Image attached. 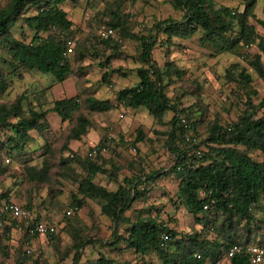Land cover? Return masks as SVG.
Segmentation results:
<instances>
[{
  "label": "trees",
  "instance_id": "1",
  "mask_svg": "<svg viewBox=\"0 0 264 264\" xmlns=\"http://www.w3.org/2000/svg\"><path fill=\"white\" fill-rule=\"evenodd\" d=\"M64 1L7 0L0 6V93L7 87L4 74L20 78L22 72L34 71L49 75L55 83L62 82L71 74L65 52L66 41L72 40L69 34L72 23L61 9ZM237 1L241 9L215 6V0H168L173 10L181 13L180 18L166 17L153 21L148 33L139 35L123 30L124 16L115 9L103 26L118 28L137 41L139 48L135 61L139 66L134 70L136 83L117 90L113 100L97 99L83 91L78 95L53 99L47 105L48 101L40 90L31 93L36 107L27 102L24 108L22 103L26 98L22 94L9 101H0V132H8L5 139H0V151L6 154L4 157L0 154V175L8 172L2 160L9 159L13 151L21 152L31 141L29 131L39 135L48 130L46 114L52 112L61 123H66V127L58 148L48 143L41 146L39 156H45V159L38 167L27 165L21 169L27 198L31 197L34 188L41 186L47 198L52 200L59 192L52 185H60L58 178L69 180L76 187L70 194L68 208L78 210L86 200L96 203L100 214L112 223L109 243L112 247L121 241L125 249L132 250L140 258L153 253L159 264H214L225 257L232 244H238L241 250L228 257L225 264H247L245 247L250 244L264 247V220H256L250 213L264 199V161L251 157L252 153L264 156V95L257 104L251 103L247 97L240 115L230 123L220 125L213 122L208 127L207 138L199 142L205 143L202 151L199 143H194L190 136V130L196 124L191 110L180 107L177 101L171 102L165 92L172 78L180 77L183 72L170 62L160 67L152 59V50L160 44L159 36L172 45V38H185L199 31L200 43L217 46L221 52H232L238 46H254L256 52L248 55L245 61L256 76L264 80V65L260 58L261 54L264 55V37H257L249 23L251 19L263 25L252 12L256 0ZM29 7L35 11L25 15ZM261 12L264 15V3ZM18 19L22 20L24 30L31 33L27 41L23 37L24 30H20L19 38L12 36L11 27ZM109 42L101 41L103 44ZM82 47L84 43L82 46L76 43L74 47L72 41L71 52L77 63L84 58ZM107 63L108 59L101 66ZM112 72L105 69L100 82L108 83ZM224 77L242 89L250 83L249 74L237 63L225 69ZM121 101L126 108L143 107L157 124H162L167 112L171 113L166 121L170 130L165 144L173 155V163L163 174L171 173L177 178L171 205L183 208L197 229L192 227L189 232L180 233L158 222L153 215H137L133 221L125 215L133 202L146 198L147 188L153 184L159 171L124 175L119 180L109 172L108 177L116 181V188L109 190L94 181L97 173L105 174L106 171L103 153L97 152L92 157H79L75 153L70 157L62 155L64 150H73L70 141H79L88 133L90 121L87 113L107 112ZM44 105L47 107L42 109ZM181 118L186 126L181 124ZM134 135L133 143L144 137L139 129L134 130ZM99 145L106 146L103 141ZM2 157L4 159L1 160ZM73 170L76 174L72 178ZM114 171L117 168L113 167ZM9 201L6 193H0V208ZM25 204L24 209L31 207L29 202ZM151 209L148 208L149 211ZM0 217L6 216L0 211ZM122 225H125L123 229ZM4 231H8L7 226ZM162 234L167 237L165 248L159 246ZM69 236L72 245L66 250V256L71 255L70 264H111L104 255H99L93 263L80 262L84 248L93 244V239L80 235L78 230ZM47 237L52 239L53 234Z\"/></svg>",
  "mask_w": 264,
  "mask_h": 264
},
{
  "label": "rangeland",
  "instance_id": "2",
  "mask_svg": "<svg viewBox=\"0 0 264 264\" xmlns=\"http://www.w3.org/2000/svg\"><path fill=\"white\" fill-rule=\"evenodd\" d=\"M6 1L0 0V6ZM263 3L264 0H256L252 11L255 19L262 21L263 25L257 23L256 20H249L257 37H264V15L261 12ZM218 5L222 4L215 0V6ZM228 5L230 8H242L239 2L238 4L232 2ZM61 9L66 11L68 18L78 25L74 32L75 37L71 39L74 47L76 43L80 46L84 43L83 60L77 63L73 51L68 54L71 74L58 83L52 89L51 94L45 91L50 90L49 87L43 88L52 81L49 76L39 75L33 71L22 72L20 78L13 74H4L7 87L0 93V101H9L22 94L26 98L22 103L24 108L27 102L36 107L31 93L40 90L48 101L47 105L53 99L78 95L83 91L92 95L93 90L99 92L98 96L97 94L95 96L99 98L107 96L113 100L117 90L135 84L134 70L139 66L135 61V56L139 46L136 40L121 33L117 28L115 29L116 39H109L108 44L97 42V46L92 47L97 30L109 21L115 9H119L124 16L123 30L135 35L147 34L153 21L166 17L178 20L181 16L179 11L170 7L168 0H66L62 3ZM11 32L15 38L20 37L19 29L11 30ZM29 36L30 34L24 32L25 41ZM199 36V31H196L185 38H172V43H174L172 45L165 43L164 37L159 36L160 44L152 50V59L158 66L162 67L164 63L170 62L173 67L183 72L180 77H173L172 74V83L166 87L165 92L171 102L177 101L180 107H188L195 117V127L190 130L194 143L207 138L208 127L213 122L224 125L240 115L243 102L247 97L251 103L257 104L264 95V80H260L245 61L248 55L256 52L254 46L250 48L238 46L232 52H221L217 46L200 43ZM260 58L264 65V55L261 54ZM106 59H108L107 65L101 66ZM233 63L243 67L249 74L250 83L247 88L242 89L224 77L225 69ZM105 69L113 71L108 78V83L100 82V76ZM97 88L100 91H97ZM46 107L44 105L42 109ZM112 110L107 117L87 113L90 120L88 131L91 133L81 137L78 142H74L76 147L72 151H62V155L70 157V154L75 153L82 157L88 148L99 145L100 141H103L106 146H103L104 161L102 162L107 179L109 172L119 180L124 175L136 176L159 171L153 184L147 188L146 198L133 202L125 215L132 221L137 215L141 217L153 215L158 222L180 233L189 232L192 227L197 229L198 226L193 224L191 216L183 208L171 205L178 182L177 178L171 173L163 174L173 163V155L167 151L165 144L166 134L170 130V125L166 121L171 113L167 112L162 124H157L144 110L132 114L128 108L120 105L114 106ZM119 114L123 117L119 118ZM47 119L49 121L47 132L38 135L35 131H29L31 141L24 146L21 152H11L8 156V163L2 160L6 154L0 151L3 156L2 165L8 171L4 176L0 175V193H6L11 202L20 204L22 207L29 202L31 207L25 210L38 220L46 217L50 224L55 226L56 232L52 239L47 236L45 239L39 236L31 237L30 253L22 254V244L25 239L22 231L14 227L9 217H0V264H70L71 255L66 256V250L72 245L68 229L70 233L78 230L80 235L93 239L94 243L84 248L80 262L93 263L99 255H104L111 260V264H142L141 262L159 264L153 253L140 258L132 250L125 249L121 241L115 244L117 249L108 248L111 241L112 223L100 214L96 203L86 200L79 210L73 211L70 216H65L64 211L71 201L70 194L75 191L76 187V184L69 180L58 178L60 185H52L56 191H59L52 200L47 198L45 189L41 186L34 188L31 197L27 198L21 169L27 165L38 167L42 159H45V156H39L42 151L41 146L48 143L58 148L62 132L66 127V123H61L56 114L48 112ZM135 128L139 129L145 137L137 143H133ZM7 133L1 131L0 139H5ZM198 147L204 151L206 146L205 143H199ZM251 157L264 161V156L259 153H252ZM71 165L74 166L73 163ZM113 167L117 168L114 173L112 172ZM76 171L79 172V169ZM75 174L73 170L71 177L73 178ZM105 181V177H100L95 182L104 184ZM105 186H108V183ZM112 187L114 188V184ZM148 208L152 209L149 211ZM250 213L256 220H264V199L259 201ZM5 226L8 227V231H4ZM121 227L123 229L125 225Z\"/></svg>",
  "mask_w": 264,
  "mask_h": 264
},
{
  "label": "built area",
  "instance_id": "3",
  "mask_svg": "<svg viewBox=\"0 0 264 264\" xmlns=\"http://www.w3.org/2000/svg\"><path fill=\"white\" fill-rule=\"evenodd\" d=\"M109 39H116V32L114 29L101 26L96 33L95 42H92V47L97 46V42L109 40ZM66 52L65 54H69L71 52L72 43L70 40L66 41ZM123 102L117 103V105L122 106ZM119 118L122 117L121 114L118 115ZM180 122L183 126H186L185 121L183 118L180 119ZM186 140L188 137L185 138ZM133 150V148H132ZM103 153L104 147L101 145H94L89 150L86 151L85 155L87 157H92L95 153ZM71 156V155H69ZM8 159L5 158L4 162L8 163ZM205 208V207H204ZM0 211L13 222V225L16 229L21 230L25 239H23V248L21 253L22 254H29L31 251L30 248V238L35 236H47L52 235L56 232V229L53 225L47 224L42 220H38L27 211L21 205L13 203L11 201L7 203H3L1 205ZM72 213V209H66L65 214L70 215ZM161 242L159 246L165 248V240L167 239L166 235L162 234ZM240 246L238 244H232L225 254V257L221 260L216 261L214 264H225L228 257L233 256L237 252H239ZM245 253L247 255V264H264V247L250 244L245 247Z\"/></svg>",
  "mask_w": 264,
  "mask_h": 264
},
{
  "label": "crops",
  "instance_id": "4",
  "mask_svg": "<svg viewBox=\"0 0 264 264\" xmlns=\"http://www.w3.org/2000/svg\"><path fill=\"white\" fill-rule=\"evenodd\" d=\"M65 2V1H64ZM63 2V3H64ZM218 2H220L223 6H226V7H230L228 4H231L232 2H236V4H238V1L237 0H218ZM62 5V4H61ZM239 7H240V5H239ZM32 10V11H31ZM29 11H31V13H28ZM34 8H32V7H29L28 9H27V11H26V13H25V15H31V14H33L34 13ZM66 12V11H65ZM67 14V13H66ZM68 15V14H67ZM67 18H68V16H67ZM69 19V18H68ZM70 20V19H69ZM71 21V20H70ZM18 22H21V23H18ZM71 23H72V25H71V27H70V32H69V34H71V36L72 37H75L74 36V32H76V26L78 27V25L77 24H75V23H73L72 21H71ZM21 27V28H20ZM15 29H19V30H24L25 29V27H24V25H23V22H22V20H17L15 23H14V25L11 27V30H15ZM24 32H26V33H28V34H30V36H31V33H30V31H28V30H24ZM29 36V37H30ZM71 43H72V40H71ZM105 71V70H104ZM34 72V71H33ZM39 74V73H38ZM39 75H43V76H49V75H45V74H39ZM135 77H136V75H135ZM49 78H50V76H49ZM136 81H137V78H136ZM136 81H135V83H136ZM61 83V82H60ZM58 83H55V82H53V81H51L48 85H46V87H43V88H47V87H49L50 88V90H45L46 92H47V94H51V92H52V89L57 85ZM50 85V86H49ZM134 85V84H133ZM132 85V86H133ZM102 87V86H101ZM128 87V86H127ZM130 87V86H129ZM98 88H100V86H98ZM98 88H97V91H100V90H98ZM122 88H125V87H122ZM121 88V89H122ZM120 90V89H119ZM94 92H93V94H92V96H94L95 98H97V99H110V98H108L107 96H104V98H99V97H97L98 96V93L99 92H96L95 90H93ZM58 92V91H57ZM96 92V93H95ZM55 94H56V92H55ZM95 94H97V96H95ZM128 110H130L131 112H132V114H135L136 112H138L139 110H144L145 112H146V114H147V111L143 108V107H138V108H136V109H130V108H128ZM113 110L111 109V110H109V111H107V112H104V113H95V114H100V116L101 117H107V114H110L111 112H112ZM49 113H52V112H49ZM52 114H54V113H52ZM94 114V113H93ZM47 115H48V112H47V114H46V119H47ZM104 115V116H103ZM148 115V114H147ZM152 120H154L150 115H148ZM123 117V116H122ZM58 118V117H57ZM88 118V117H87ZM89 119V118H88ZM48 120V119H47ZM90 121V120H89ZM106 121H107V119H106ZM48 123H49V121H48ZM137 128H135V130H136ZM94 132V131H93ZM88 133H91V132H89L88 131ZM87 133V134H88ZM86 134V135H87ZM89 136V135H88ZM143 139H145V137H143ZM142 139V140H143ZM142 140H140V141H142ZM74 142H78V141H73V143H72V141L70 142V148L71 149H73V148H75L76 147V145L74 144ZM137 142H139V141H137ZM137 142H135V143H137ZM100 177H102V178H104L105 177V179H106V181H105V183L104 184H102L101 182L99 183V185H102V186H105V185H107V183H108V186H105L107 189H109V190H114L115 188H116V181H113L111 178H109L108 177V179H107V177L104 175V174H100V173H97L96 174V176H95V181L96 180H98V179H100ZM114 184V188L112 187V185ZM67 209H69V208H67ZM79 210V209H78ZM66 211V210H65ZM65 211H64V213H65ZM73 211L74 210H72V213L71 214H73ZM75 211H77V210H75ZM65 215V214H64ZM66 216V215H65ZM67 216H70V215H67ZM44 219L42 220V221H44V222H46L47 224H50V222L48 221V219L46 218V217H43ZM47 219V220H46ZM51 225H53V224H51ZM54 226V225H53ZM66 226H67V224H66ZM55 227V226H54ZM68 234L70 235V229H68ZM40 238H47L46 236H39ZM41 240V239H40ZM108 248H110V249H115L116 247L115 246H111V245H109V247ZM117 249V248H116Z\"/></svg>",
  "mask_w": 264,
  "mask_h": 264
}]
</instances>
